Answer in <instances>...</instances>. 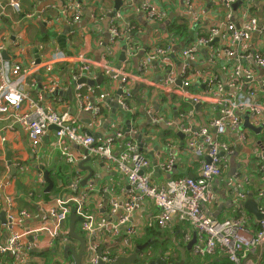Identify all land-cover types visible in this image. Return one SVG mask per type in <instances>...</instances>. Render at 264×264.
<instances>
[{"label": "crops", "instance_id": "0c3cea01", "mask_svg": "<svg viewBox=\"0 0 264 264\" xmlns=\"http://www.w3.org/2000/svg\"><path fill=\"white\" fill-rule=\"evenodd\" d=\"M3 1L0 0V6ZM10 1L18 2L20 13H15L10 6L0 7L2 9L0 11V46L3 47L4 53L2 57L8 64H21L22 67L36 64L22 86V92L28 97L23 103V112L34 111L29 108L30 101L41 108L48 105L55 113L71 115L76 120L80 132L91 134L97 140H103L112 136L115 131H120L123 136L115 139L114 154L119 153L128 140H133L139 149L141 138V151L151 163L149 172L152 174L155 185H161L169 178L197 177L199 172L198 162L184 148V136L181 139L176 131L180 115L192 113L195 127H205L217 117V108L212 101L206 100L200 107L195 108L186 94L179 93V89L172 92L173 88L181 87L180 74L183 67L192 65L190 60H185L182 56L184 50L196 51L198 62L196 66H190L191 69L210 70L204 73L209 72L212 77L221 82L229 79L233 67L252 70L248 87L254 86L257 89L258 86L261 89L258 84L264 81V69L258 70L249 59L254 47L255 51L261 49L260 52L264 55L262 36H260L263 40L261 42L259 35L253 33L250 42L238 45L232 43L231 39L221 41L220 37L214 38L207 44H204L201 39L208 37V28L214 24H218L220 31L225 32V28L227 29L231 23L238 25L236 27L239 28L249 16L262 22L264 2L262 4L254 3L253 0H240L242 5L240 4L235 12V20H232L233 10H227L219 2L212 0H192L200 12L193 19H187L183 14L184 0H76L80 5L81 15L78 20H74L73 13L68 10L69 0ZM42 3L44 6L40 8ZM143 5L156 6L165 11L167 17L159 23L146 21L143 17L144 12L141 10ZM244 9H248L251 13L245 15ZM119 14L122 15L120 19ZM118 20L121 23L122 36L118 42L114 43L110 29L112 21L116 23ZM171 22L177 26H185L189 35L184 37L182 33L179 35L172 33L169 30ZM153 24L162 25L163 28L152 27ZM128 27L131 30L125 33ZM107 35L109 37H106ZM215 40L217 41L214 42ZM129 46L137 48L132 57L127 54ZM226 49H229L233 56L227 54ZM154 50H169L165 58L169 59L171 68L174 70L176 78L174 84L163 83L166 72L156 61L151 62L144 72L139 70L142 60ZM122 53L124 54V60L121 63L122 71L131 76L137 75L139 78L137 84L129 87L130 111L126 112L121 111L118 105L112 106L117 104L116 99L119 96L117 92L121 85L99 69L106 57L110 58V67L115 69L120 63L119 58ZM208 56L211 57L210 60ZM82 61L91 63L94 74L82 77L86 81L76 84L78 80L73 81L71 78ZM46 64L50 65V72L45 70ZM52 85L59 93L58 95H52L54 92L48 91L49 86ZM193 87L185 92L194 91ZM100 95L107 96L110 108L102 110L99 116L94 117L87 107L97 106ZM39 96H42V101L38 100ZM254 100L264 102L260 90H257ZM246 115L247 113L241 116ZM161 118L163 121L159 122L158 119ZM166 121L171 122L170 126L166 124ZM243 129L247 137L245 145L240 144L238 140L241 131L228 132L223 139L232 145V153L227 156L226 168L212 183L217 195L216 203L211 208L203 207L206 213L216 220L238 216L234 208L235 193L232 184V175L235 172L241 173L246 169L250 172L247 175L252 183L245 191L247 199L251 197L257 201L256 190L260 185L257 171L262 164L264 165V141L258 136L264 132V122L259 135L249 129ZM67 148L70 154L78 159L72 165L61 158L59 149L55 147L53 130H49V134L45 136L41 145L33 149L25 131L14 121L11 113L1 117L0 213H5L8 206L7 199H10L16 210H25L31 214V219L25 221V227L36 228L41 224L42 213L52 208V203L54 205L52 199L55 198L77 197L88 194L92 190L91 199L88 197L86 199V206L94 222L102 216L108 218L112 200L126 201V195L122 193V190L127 187L124 177L110 163L97 158H92V161L96 163L95 174L87 179L84 186L81 185L88 176V172H81L74 165L84 160L85 149L72 142L67 143ZM170 156H174L176 161L172 172L168 174L162 171L161 164ZM156 167L159 168L158 172L155 170ZM43 170L49 171V178L52 181V188L48 192H46L47 182L44 179ZM76 181L77 188L71 189L70 184ZM244 212L250 221L255 223L257 219L248 214L245 209ZM156 214L153 204L146 201L139 211L131 215L130 222L143 228V232L149 224L155 229H160L154 225ZM47 223L52 226L49 222ZM163 229L168 231L163 246L160 247L163 253L154 249L158 246L153 247L151 239L142 241L144 232L132 242V249L120 257H128L137 245L147 243L148 248L134 264H146L139 260L146 255L147 262L160 260L161 263H165L166 255L175 257L176 250L180 258L179 250L186 248L195 236L194 231L178 220L172 221ZM68 230L69 219L63 223L60 231L68 233ZM75 232L84 237L80 220L75 222ZM68 238L69 242L64 244L60 238L51 239L48 233L42 232L29 251L27 264H75L71 251L78 252L79 242ZM111 238L103 235L97 240V253L109 249L111 254H118L123 244V237ZM8 239L9 235L0 221V245L6 244ZM88 244L87 240L86 248ZM193 248L192 246L189 251H186V258L190 262L200 258L194 255ZM257 255L263 259L264 247ZM199 261L203 262V259L200 258ZM82 263H86L84 259ZM0 264L17 263L11 254L7 253L0 254Z\"/></svg>", "mask_w": 264, "mask_h": 264}, {"label": "built area", "instance_id": "2783aa9c", "mask_svg": "<svg viewBox=\"0 0 264 264\" xmlns=\"http://www.w3.org/2000/svg\"><path fill=\"white\" fill-rule=\"evenodd\" d=\"M212 1L219 2L222 7L231 11V5L236 2V0ZM252 2L263 4L264 0H253ZM183 3V14L187 19H193L197 13H200L192 0H184ZM8 6L12 7L15 13H20L18 2L9 1ZM68 10L73 13L74 20L79 19L81 8L76 0H69ZM141 10L144 12L145 20L149 22L159 23L167 17L165 11L153 5H143ZM244 11L245 15L251 13V11L248 12V9H244ZM121 17L122 15L119 14V19ZM120 28L119 20L116 23L112 21L110 30L114 43L118 42L122 36ZM130 30L131 28L128 27L125 33H129ZM220 30L218 24L211 25L208 28V37L201 38L202 42L207 44L214 38L220 37L221 41L225 42L231 39L232 43L238 45L250 42L253 33L264 38V19L260 22L249 16L239 28L231 23L227 29L225 28V32ZM260 40L263 41L261 37ZM136 49L129 46L128 56H134ZM260 50L255 51L254 47L249 56L250 63H254L258 70L264 69V55ZM168 52L169 50H154L152 54L142 60L139 70L144 72L151 62L156 61L166 72L163 83L174 84L176 81L174 70L171 68L169 59L165 58ZM226 52L233 56L229 49H226ZM2 53L3 47L0 46V118L11 113L14 121L25 131L33 149H37L41 145L45 136L49 134L50 127H55L53 130L55 147L59 149L61 158L67 164L72 165L78 161L67 148V143L72 142L84 148L92 158L110 163L124 177L127 187L122 190V193L126 195V201L112 200L109 219L102 216L97 222H94L93 216L86 206V199L87 197L91 199L92 190L88 194H81L77 197L52 199L54 205L52 203V208L48 212L42 213L41 224L36 228H26L25 221L31 219V214L25 210H16L10 199H7L6 224L3 227L9 235V239L6 244L0 245L1 255L10 253L17 264H27L29 251L38 241L42 232L48 233L51 239L60 238L62 243H68V233L60 230L63 223L74 213L81 221L86 244L87 240L89 241L83 256L85 264H97L99 261L104 264H113L120 256L132 249V242L140 233H143V228L132 224L130 217L139 211L146 201H150L157 211L155 226L163 229L167 224L178 220L194 231L196 241L193 245V252L197 257L207 259L203 264H209L218 258L226 259L232 264H255L253 258L264 247V165L262 164L257 171L260 185L256 190V195L261 219L252 223L243 209V203L247 199L245 189L252 183L247 175V173L250 174L247 169L232 175L235 193L234 208L238 212L237 217L216 220L211 218L203 208H211L216 203L217 195L212 183L226 168L227 156L232 153V145L223 140L224 136L228 132L241 131L238 140L240 144L245 145L247 137L242 128L244 117H247L248 123L255 128L263 126L264 102L254 99L257 90H260L264 97V81L258 84L261 89L258 86L257 89L254 86L248 87L247 84L252 78L251 69L233 67L229 79L221 82L212 77L209 72L204 73V71L210 70L197 71L190 68V66H196V62H198L194 49H186L182 52L185 60H190L192 65L188 64L183 67L180 74L181 87L173 88L172 92L179 89V93L186 94L193 105H201L206 100L212 101L217 108V117L213 118L205 127H195L192 113H187L185 116L184 114L180 115L176 131L183 134L184 148L198 162L199 172L197 177L169 178L165 183L155 185L152 174L149 172L151 163L133 140L125 142L119 153H113L115 139L123 136L120 131H115L112 136L103 140H97L91 134L80 132L76 120L71 115L55 113L48 105L41 108L30 101L29 108L34 111L24 113L22 106L28 97L22 92V86L36 64L32 63L30 67H22L21 64H8L3 59ZM210 58L208 56V60ZM85 62L82 61L77 67L71 78L73 81L94 74L91 70V63ZM110 62V58L106 57L99 69L121 85V94L117 97L116 103L121 111H130L131 93L129 87L132 84H137L139 78L137 75L125 74L122 71L123 67L120 69L110 67ZM44 68L47 72L51 71L48 64L44 65ZM192 86H194V91L186 93L185 91H188L187 89ZM48 91L55 92L56 89L52 85L49 86ZM38 100L42 101V96H39ZM109 108L110 103L107 101V96L100 95L98 105L87 107V110H91L94 117H97L102 110ZM246 113V116H241ZM160 120L163 121L162 118L158 119L159 122ZM166 124L170 126L171 122L166 121ZM175 161V157L170 156L161 164L162 171L171 173ZM77 185V181L73 182L70 184V188L75 190ZM47 222L52 226H49ZM103 235L110 239H112L111 237H123V244L119 248L118 254H111L109 249L97 253V240ZM169 256L170 254H167L165 259ZM144 259L146 258L144 257ZM140 262L149 264L147 260L143 259H140Z\"/></svg>", "mask_w": 264, "mask_h": 264}, {"label": "water", "instance_id": "95a60500", "mask_svg": "<svg viewBox=\"0 0 264 264\" xmlns=\"http://www.w3.org/2000/svg\"><path fill=\"white\" fill-rule=\"evenodd\" d=\"M10 0H4L1 3V8H5ZM241 4V1L238 0L235 3H233L231 5V9L233 10V19L235 20V12L237 10V8L239 7V5ZM120 5V3H119ZM118 5V6H119ZM2 9H0L1 11ZM113 16V15H112ZM238 27V25H236ZM152 27L155 28H163L162 25H158V24H153ZM106 37H109V35H107ZM217 40H215L214 42H216ZM212 42V43H214ZM143 55V54H142ZM2 56H4V53H2ZM124 60V54L122 53L120 55L119 58V62L118 65L115 67L116 69H120L121 67V63ZM86 81L84 78L79 79L77 81L76 84H80L81 82ZM179 83V81L177 82ZM89 85H91V83H89ZM59 93H57V91H55L52 95H58ZM118 95L121 94V89L117 92ZM117 104H113L112 106L116 107ZM195 108L200 107V105H194ZM242 128H246L249 129L251 131H253L256 135H259L260 133V127L259 128H255L253 126H251L248 123V119L247 117H244V123L242 124ZM55 127H50L49 130H54ZM180 138H183V135H181L180 133H178ZM141 138L139 139V148L141 149L142 143H140ZM85 154V158L84 160H82L81 162L78 163V165H74V167H77V170L81 171V172H88V176L81 182V185L84 186L85 182L87 181L88 178H92L94 173V168L96 166V163L92 161V157L88 155V152L85 150L84 151ZM91 162V163H90ZM85 163H90V165H85ZM157 172L159 170L158 167H156L155 169ZM43 174H44V179L47 182V187H46V192L50 191L52 188V181L49 178V171L43 170ZM96 177V176H95ZM192 178V177H190ZM92 185V184H91ZM243 208L245 209V211L250 214L253 215L257 220L261 219V215L258 211V203L257 201H255L253 198L249 197L244 205ZM77 220H80L78 217H76V215L74 213H72L70 215L69 218V230H68V236L74 240H77L79 242V250L78 252H74L73 250L71 251L72 255H73V259H74V263L75 264H83L82 260H83V256L85 253V248H86V241L84 239V237L79 236L76 232H75V222ZM0 221L2 223V225L4 226L6 224V216L4 212L0 213ZM196 238L195 236L192 238L191 241H189V243L187 244L186 248L180 249V258L179 261L176 262L175 264H185L186 261V251H189L191 249V247L195 244ZM148 248V244L145 243L143 245H137V247L134 249L133 253L131 255H129L128 257H120L118 258L113 264H134V262L136 261V259L138 258L139 255H142L144 251H146V249ZM101 251H99L100 253ZM165 264L164 262H160V260H156V261H152L150 262V264ZM97 264H104L103 262L99 261Z\"/></svg>", "mask_w": 264, "mask_h": 264}, {"label": "trees", "instance_id": "16d2710c", "mask_svg": "<svg viewBox=\"0 0 264 264\" xmlns=\"http://www.w3.org/2000/svg\"><path fill=\"white\" fill-rule=\"evenodd\" d=\"M169 30L172 33L178 34V35H179V33H182L184 37H187L189 35V31L186 29L185 26H177L173 22H171ZM17 202L18 201H16V203ZM165 229H161V228L155 229L152 225H146L145 231H144L145 234L142 236L144 239L142 241H146L147 239H151L153 247H155L156 245L158 246L154 249H157V252L163 253V249L162 248L160 249V247H161V245L163 246V241L167 237L166 233H168V231ZM256 229H257V227H256ZM138 240H140V239H138ZM138 243H141V242H138ZM202 259H203V262L199 261V258L194 259V262L193 261L190 262L186 258L185 264H203L204 262L207 261V259H204V258H202ZM178 260H179V252L176 250L175 251V257L169 256V258H167V260L165 259L164 261L166 264H175ZM227 263H230V262L226 259L218 258V259H214L209 264H227ZM230 264H232V263H230ZM262 264H264V262Z\"/></svg>", "mask_w": 264, "mask_h": 264}, {"label": "rangeland", "instance_id": "374dc122", "mask_svg": "<svg viewBox=\"0 0 264 264\" xmlns=\"http://www.w3.org/2000/svg\"><path fill=\"white\" fill-rule=\"evenodd\" d=\"M44 6V3H42V5L40 6V8L41 7H43ZM46 70V69H45ZM47 71V70H46ZM171 134V133H170ZM173 135V134H172ZM258 137H261L262 139H263V141H264V132L262 133V134H260ZM259 253V252H258ZM257 253V254H258ZM256 254V255H257ZM253 261H254V263L255 264H262L263 262H264V257H263V259L261 258V256L260 255H257L256 257H254L253 258ZM227 264H230V263H227Z\"/></svg>", "mask_w": 264, "mask_h": 264}, {"label": "clouds", "instance_id": "9594fccd", "mask_svg": "<svg viewBox=\"0 0 264 264\" xmlns=\"http://www.w3.org/2000/svg\"><path fill=\"white\" fill-rule=\"evenodd\" d=\"M120 68H121V67H120ZM243 205H244V203H243ZM139 257H140V255L138 256V258H139ZM147 257H148V256L146 255V256H145L146 259H144V257H142V258H140V259L147 260ZM138 258H137V259H138ZM140 259H139V260H140ZM166 260H167V259H166ZM148 263L150 264V262H148Z\"/></svg>", "mask_w": 264, "mask_h": 264}, {"label": "flooded vegetation", "instance_id": "af4514ba", "mask_svg": "<svg viewBox=\"0 0 264 264\" xmlns=\"http://www.w3.org/2000/svg\"><path fill=\"white\" fill-rule=\"evenodd\" d=\"M200 258H201V257H200ZM200 258H199V259H200ZM195 259H198V258H195ZM221 259H223V258H221Z\"/></svg>", "mask_w": 264, "mask_h": 264}]
</instances>
